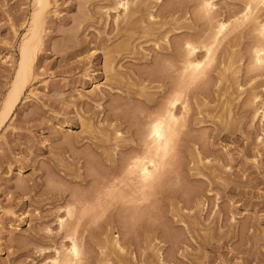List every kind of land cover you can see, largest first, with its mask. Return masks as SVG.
Returning a JSON list of instances; mask_svg holds the SVG:
<instances>
[{
    "label": "rangeland",
    "instance_id": "374dc122",
    "mask_svg": "<svg viewBox=\"0 0 264 264\" xmlns=\"http://www.w3.org/2000/svg\"><path fill=\"white\" fill-rule=\"evenodd\" d=\"M212 1L208 16L202 0H130L128 11L116 0H0V264H51L73 229L80 264H264L254 17L227 30L202 78L181 84L185 41L203 46L248 0ZM258 13L264 21V5ZM180 88L189 107L163 190L142 216L118 201L84 216Z\"/></svg>",
    "mask_w": 264,
    "mask_h": 264
},
{
    "label": "bare ground",
    "instance_id": "6f19581e",
    "mask_svg": "<svg viewBox=\"0 0 264 264\" xmlns=\"http://www.w3.org/2000/svg\"><path fill=\"white\" fill-rule=\"evenodd\" d=\"M263 5H264V0H248L245 11H243V13L235 17L230 22H227L223 19L217 20L215 27L213 28V31L209 36L210 40L207 43L205 42L204 45L202 44L203 46L201 45L199 46V44L196 45L192 41L186 40L185 46L183 45L185 47L183 48L185 49L186 52H185L183 70H182L183 76H182L181 84L187 85L191 81H194L199 77L202 78V76L206 73L207 68L215 60L216 49L222 38L226 35L227 30L233 26L240 25V23L249 21L252 17H254L255 27L259 33V37L261 38L258 44L256 45V48L254 49V55H253L254 60H253L252 69L254 67L258 68L263 66L264 65V21L260 20L261 16L258 13L259 9ZM129 6H130V0H116V5L114 6V8L116 10H118L119 8H123L125 11H128ZM201 7H200L201 8L200 12H203L204 14L211 16L215 5L212 0H202ZM202 49L205 50V53H203V55L200 54L201 55L200 56L199 53L202 51ZM183 88L185 90L186 87ZM184 90L181 89L178 90V92L176 91L175 96L172 94V96L174 97L171 96L172 99L170 98H169L170 100L167 99L169 101L164 105L163 108L161 107L162 110L158 109V111L155 110L156 112L154 111V113L152 112V114H149L147 121H145L147 123H145V129L143 132L144 136L141 135L142 139H140V140L144 139L142 141V146L140 147L141 150H138V153L134 152V155L132 151V154L131 153L129 154L130 156L127 155L128 158L127 157L126 159L124 158L122 165L120 162V166L122 170L120 169V172L118 171L119 169L117 170L118 173L120 174L118 175L117 173H115L118 176L116 175L113 176L114 178H111V181L109 180V178L105 180V181L109 180L108 182L109 184H107V182L105 183V185L106 184L107 185L105 188L103 187L104 192L102 190H99L98 191L99 194H96L97 197L96 196H95L96 198L94 197L95 200L93 198L91 200L87 199L88 201L84 200L85 202L87 201L86 203L84 202L86 206L85 207L82 206L83 207L82 212L85 211V213L83 212L84 216L88 214V213L86 214L87 211H90L89 214H91L92 209L96 207H98L97 209L98 211L94 209L92 213H94L97 218L100 217V215L103 216L101 212L105 214V212L108 209L107 205L113 204L114 202L117 201L120 202L122 204L120 205L126 208V210L127 209L131 210L130 213H134V214L136 213L134 215L136 216L138 214L137 213L138 211L139 212L144 211V207L142 205L143 203L149 201L150 198L155 197L158 193H160V191L163 190L162 187L164 186L165 181H167L168 172L172 170L171 168L173 164L175 165L173 158L175 153L174 151L177 148L176 146L178 144V139L180 137V134L184 126L185 116L187 115L185 114V112L188 110L189 107V104L185 102L186 100H183L185 98ZM180 105H182L184 109V112L181 115L178 113ZM263 112L264 110H262L260 107L256 110L255 115L258 116ZM186 113H188V111ZM93 202H96L97 205L94 204ZM90 205H92V209H90L91 208L89 207ZM100 207L102 208L101 209L102 211L100 210ZM70 208L71 206L67 208L66 218L64 217L59 218V223L61 227L66 226L67 220L69 218H72L73 211ZM94 214L93 216H95ZM141 214L143 213H139L138 215L142 216ZM131 217L129 218L133 221V222L131 221L132 224H135L134 221H136L137 217L134 220ZM144 224H146V227L149 225V223H144ZM152 225L153 224H151V226ZM131 226L132 225H130V227ZM151 226L149 225L148 227ZM76 233H77L76 229H73V231L70 232L69 234V240L71 241L70 246L66 249L64 253L61 252L60 250H57L56 256L50 261L51 264L82 263L81 259H83L82 257L83 250L81 248V245L79 243L80 240L77 237ZM111 244H113L114 247H117L119 251L125 250L124 246L119 240V236H116V238H112ZM105 246H106V241L104 248L101 249L102 250L106 249L107 247L105 248Z\"/></svg>",
    "mask_w": 264,
    "mask_h": 264
}]
</instances>
